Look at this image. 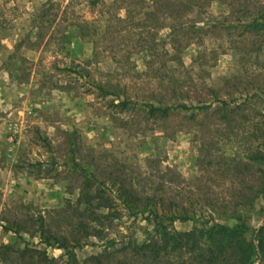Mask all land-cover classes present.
Wrapping results in <instances>:
<instances>
[{
  "label": "rangeland",
  "instance_id": "rangeland-1",
  "mask_svg": "<svg viewBox=\"0 0 264 264\" xmlns=\"http://www.w3.org/2000/svg\"><path fill=\"white\" fill-rule=\"evenodd\" d=\"M115 2L99 0L93 7L89 0H0V264H36V253L18 256L25 247L44 253L48 264L68 261L63 249L45 244L39 233L2 228L15 218H30V229L41 219L43 236L81 245L73 264H238L231 248L210 259L204 242L156 258L138 250L158 239L153 215L127 209L118 195L126 188L140 202L152 198L159 216L169 209L194 216L172 224L162 219L178 232L234 225L238 216L251 230L264 228V161L251 158L264 153V25L252 24L264 21V0H212L198 15L199 43L164 66L167 56L161 57L159 70L147 66L148 48L172 52L168 22L156 28L152 41L153 31L141 24L117 32L112 16L124 12L115 10ZM75 15L94 20L92 38L73 25ZM142 18L136 15L134 24ZM91 39L107 46L96 62ZM86 63L89 76L72 71ZM167 69L182 82L178 97L188 106L207 104L213 89L240 108L227 122L213 110L218 103L153 122L138 107L117 113L110 96L87 91L94 80L115 84L136 100L168 98L173 89ZM70 142L77 149L73 156ZM84 179L112 199L110 208L96 206V199L84 203L77 187ZM244 237L254 251L243 264H260L258 241L253 234Z\"/></svg>",
  "mask_w": 264,
  "mask_h": 264
},
{
  "label": "trees",
  "instance_id": "trees-1",
  "mask_svg": "<svg viewBox=\"0 0 264 264\" xmlns=\"http://www.w3.org/2000/svg\"><path fill=\"white\" fill-rule=\"evenodd\" d=\"M212 0H116L114 8H120L123 10L124 15L121 16L118 12H114L112 18L116 21L115 27L117 32H121L123 29L128 28V32L131 31L134 27L141 24L142 27L148 26V29L151 32V41L153 39L152 35L155 36L156 28L163 25V23L168 22V33H167V44L170 47L172 52L167 50H162L158 52L156 47L157 45H152L148 50H150V56L152 59L147 61V66L153 70H159L158 63L161 61L160 58L167 56L165 60L161 61V65L164 66V63L169 61H177L180 57V53L183 49L189 46L191 43L198 44L199 38H197V32L200 30V27L197 25L198 15H200L205 7H207ZM99 0H89L90 6L95 7ZM119 2V4H118ZM124 3V4H123ZM45 5L42 6L44 9ZM45 10H43V13ZM138 14H142L143 18L134 24V17ZM162 23L160 24V20ZM94 20H87L82 18L80 15H75V21L73 25L78 29L80 34L84 37H91L94 34L95 26L93 25ZM148 23V24H147ZM253 25H264V21L258 22L256 19L252 21ZM124 25V26H123ZM141 34V33H140ZM150 34V33H149ZM143 37L138 39V48H145L143 44L145 41L142 40ZM93 50H92V62H96L100 54L107 50L106 45H102L99 40L91 39ZM120 48V46H119ZM118 50V49H117ZM88 63L83 64L79 69H72L73 72L90 75V70L87 68ZM156 65V66H155ZM169 75L168 82L170 87L173 89V95L166 98L164 95H152L146 100H136L130 96H126L124 91L120 92L117 90L115 84L108 82H96L91 81L90 87L87 91L91 94H94L97 98L106 99L109 96L111 97L108 101L110 107L117 113H125L128 111L142 110L146 118L150 119L153 122H164L170 116L175 114H180L184 109L193 108L198 111H203L212 107L213 103H218L219 106L214 107L213 110H218L221 112L220 119L222 121H228L229 115L234 109L240 108L241 104L231 105L230 101L220 99L216 92L213 89H208L210 95H212L211 100L207 104H201L198 102L197 105H187L183 102L185 98L178 97L179 90L183 89L182 82L179 79L174 78V69L166 70ZM160 79V78H159ZM175 101V103H173ZM195 113L192 112L190 117H194ZM73 142H70V154L73 156L77 152L76 147L72 146ZM252 159L264 161V153L257 152L253 154ZM77 166V165H75ZM81 169V168H80ZM264 174V170L262 171ZM81 191V197L84 198V203L88 205H93L92 201L96 199V206L100 208H110L112 199L109 196H103L99 194L97 187L92 190V183L84 179V181L77 186ZM121 194L118 195L121 199V203L129 210L136 209L137 211L144 212L148 210L150 214L153 215L154 223V232L158 235V239L152 238L148 242H143L137 247L138 250L143 251L144 253L149 252L152 254L153 258L158 257L161 253L168 251H173L176 249L185 248L189 251H193L199 247L200 242H204L208 245V252L210 253V259H215L217 256H223L222 254L226 249L231 248L233 251L231 254L238 260V264H243V262L248 259L249 255L254 251L253 248L248 247L245 241L246 234H253L254 239L258 241L256 247V254L260 255L261 260L260 264H264V239H263V227H259L257 230H251L248 228L240 216L237 218V222L234 225L212 223L208 227L197 228L194 227L187 232H178L174 229H168L167 225L162 222V219H166L169 224H172L175 220L181 222L193 220L194 216L187 214L186 212H173L171 209L168 210V214L164 216H159V206L157 202L152 198L147 197L143 202H140L141 199L137 196H134L133 192L126 188H121ZM94 191V195H91L90 191ZM124 197V198H122ZM139 202V203H138ZM14 220H6L8 223L6 226H2L4 230H10L14 233L25 232L29 235H34L39 233L41 241L47 245H56L57 248L63 249L68 256V261L64 264H73L75 261L74 249L76 247H81L79 244L72 246L67 245V239L64 236H59L56 238L54 235H45L47 232L44 229L43 221L39 220L38 226L34 229H30L29 226L33 227L35 224L32 222L30 224V218ZM37 221V220H36ZM26 223H29L27 226ZM9 249V246H5ZM12 250V249H11ZM10 250V251H11ZM36 253L39 260L36 264H46L50 263L51 260H48L44 253L39 250L30 249L25 247L20 250L18 256L23 258L27 256L31 259ZM259 257V256H257ZM211 260V261H212Z\"/></svg>",
  "mask_w": 264,
  "mask_h": 264
}]
</instances>
